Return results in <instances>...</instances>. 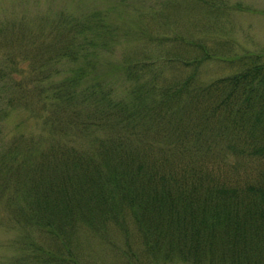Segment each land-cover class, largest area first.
<instances>
[{
  "label": "trees",
  "instance_id": "trees-1",
  "mask_svg": "<svg viewBox=\"0 0 264 264\" xmlns=\"http://www.w3.org/2000/svg\"><path fill=\"white\" fill-rule=\"evenodd\" d=\"M106 20L96 9L0 20V203L21 244L12 264H84L80 231L129 227L149 264H264L261 55L202 82L210 54L161 34L148 40L201 56H122L106 82L99 55L126 35ZM11 110L27 112L32 132L2 129Z\"/></svg>",
  "mask_w": 264,
  "mask_h": 264
},
{
  "label": "rangeland",
  "instance_id": "rangeland-1",
  "mask_svg": "<svg viewBox=\"0 0 264 264\" xmlns=\"http://www.w3.org/2000/svg\"><path fill=\"white\" fill-rule=\"evenodd\" d=\"M176 1L179 4L171 7L167 0H0V20L7 22L24 17L28 22L37 16L50 17L61 10L76 17L80 12L88 13L94 9L105 12L108 15V25L116 26L117 32L122 28L126 34L113 46L110 55H99V66L105 60L101 70L98 69L99 75L106 82L112 78L109 72L106 74L114 66L111 63L120 65L122 56L124 61L131 60L136 54L142 56L140 59L148 55L149 60L153 56L163 55L167 57L168 63L176 65L179 61L201 56L197 49L190 50L180 45L160 48L153 43L155 41L148 40L161 34L166 35L169 40L178 35L179 41L200 44L210 54L197 66L198 78L202 82L234 73L239 64L235 59L238 55L260 54L264 61V0ZM162 50H166L167 54L161 53ZM169 72V67L164 68V75H170ZM120 85L123 87L124 83ZM35 87L37 85H30L28 90L31 92ZM41 87L45 86L41 85L39 88ZM118 91H122L120 86ZM3 106L1 100L0 108ZM26 113L11 110L2 129L28 133L36 122L30 121ZM16 121H20V126L18 123L13 125ZM8 219L9 216L0 203V264H12V257L16 258L15 252L21 246L17 241L19 231L8 223ZM136 234L132 227L127 231L109 228L108 232L98 235H83V231H80L74 250L79 256L82 255L84 264H149ZM30 235L35 238L34 233L30 232Z\"/></svg>",
  "mask_w": 264,
  "mask_h": 264
}]
</instances>
